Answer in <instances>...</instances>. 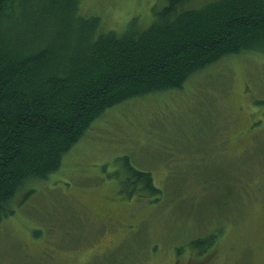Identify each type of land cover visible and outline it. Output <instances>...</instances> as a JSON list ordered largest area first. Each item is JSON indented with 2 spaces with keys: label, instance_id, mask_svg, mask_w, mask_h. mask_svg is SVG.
<instances>
[{
  "label": "rangeland",
  "instance_id": "rangeland-1",
  "mask_svg": "<svg viewBox=\"0 0 264 264\" xmlns=\"http://www.w3.org/2000/svg\"><path fill=\"white\" fill-rule=\"evenodd\" d=\"M122 33L162 0H80ZM202 1V0H201ZM198 2H193L198 4ZM264 54L112 106L0 221V264H264ZM129 163L161 195L122 190ZM211 239L194 248L196 239Z\"/></svg>",
  "mask_w": 264,
  "mask_h": 264
},
{
  "label": "trees",
  "instance_id": "trees-1",
  "mask_svg": "<svg viewBox=\"0 0 264 264\" xmlns=\"http://www.w3.org/2000/svg\"><path fill=\"white\" fill-rule=\"evenodd\" d=\"M81 12L80 0H0V221L106 109L181 89L227 56L264 54V0H162L147 26L132 18L120 34ZM126 165L123 191L161 195L151 173Z\"/></svg>",
  "mask_w": 264,
  "mask_h": 264
}]
</instances>
